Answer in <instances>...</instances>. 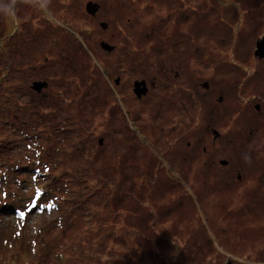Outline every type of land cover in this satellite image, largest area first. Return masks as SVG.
<instances>
[{
  "label": "rangeland",
  "instance_id": "374dc122",
  "mask_svg": "<svg viewBox=\"0 0 264 264\" xmlns=\"http://www.w3.org/2000/svg\"><path fill=\"white\" fill-rule=\"evenodd\" d=\"M263 36L264 0H0V264H264Z\"/></svg>",
  "mask_w": 264,
  "mask_h": 264
},
{
  "label": "flooded vegetation",
  "instance_id": "af4514ba",
  "mask_svg": "<svg viewBox=\"0 0 264 264\" xmlns=\"http://www.w3.org/2000/svg\"><path fill=\"white\" fill-rule=\"evenodd\" d=\"M107 26H108V23H107ZM259 59H263V58H259ZM175 67L176 68L172 67L169 71L166 72V74H173V77L179 78V76L181 75V72H182L181 71V67L179 65H177V63H176V66ZM192 74H193V72H192V69H191L190 73L187 76H184L183 74L181 75V78H179V81H180L179 83H180V85H182L181 86L182 88L187 89L188 87L193 86V81H192L193 80V75ZM117 80H118V82H116ZM120 82H121V78L120 77H117L115 79V83L116 84H119ZM136 82H143L139 86V89L142 91V88H145V92L144 93H140L139 94V93H137L135 91V83ZM156 82H157V80L155 79V81H153V84L151 85L148 82V79L146 77H135L134 80H133V90H134L133 92H134L135 96L137 98H139V99L140 98L147 97L150 94V91H151V89H153L154 84H156ZM203 87H205L206 89H208L209 88V84L207 82H204L203 83ZM218 101L219 102H222L223 101V97L222 96H219L218 97ZM255 109H256V111H259L260 112L261 111L260 104L257 103L255 105ZM212 133H213V136L215 137V139H219L221 137V132H219L216 129L212 130ZM204 150H206L205 147H204ZM227 160L226 159H220L219 162L222 165H227L228 164V161Z\"/></svg>",
  "mask_w": 264,
  "mask_h": 264
},
{
  "label": "water",
  "instance_id": "95a60500",
  "mask_svg": "<svg viewBox=\"0 0 264 264\" xmlns=\"http://www.w3.org/2000/svg\"><path fill=\"white\" fill-rule=\"evenodd\" d=\"M99 9V5L96 2L93 1H89L86 4V11L88 13H90L91 15H95L96 12ZM101 27L102 28H106L107 27V23L102 22L101 23ZM101 47L106 50V51H112L114 49V45L109 44L106 41H101L100 42ZM255 55L258 56L259 58H264V36L263 38L258 41L256 43V50H255ZM118 82V80L116 81ZM143 82H136L135 83V91L137 93H144L145 92V88H142V91L139 89V86L142 84ZM46 82H41V81H35L32 85L33 89H35L36 91H40L44 86H45Z\"/></svg>",
  "mask_w": 264,
  "mask_h": 264
},
{
  "label": "trees",
  "instance_id": "16d2710c",
  "mask_svg": "<svg viewBox=\"0 0 264 264\" xmlns=\"http://www.w3.org/2000/svg\"><path fill=\"white\" fill-rule=\"evenodd\" d=\"M39 196H41V195H39ZM36 201H37L36 199L35 200L33 199L32 203L36 204L37 203Z\"/></svg>",
  "mask_w": 264,
  "mask_h": 264
},
{
  "label": "snow or ice",
  "instance_id": "6c2138e0",
  "mask_svg": "<svg viewBox=\"0 0 264 264\" xmlns=\"http://www.w3.org/2000/svg\"><path fill=\"white\" fill-rule=\"evenodd\" d=\"M39 195H42V194H38L37 199L39 198ZM35 206H37V205H34V207H35ZM22 215H24V213H22Z\"/></svg>",
  "mask_w": 264,
  "mask_h": 264
}]
</instances>
